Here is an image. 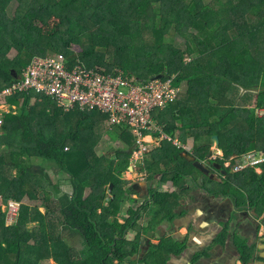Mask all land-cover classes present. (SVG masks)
Listing matches in <instances>:
<instances>
[{
  "label": "trees",
  "instance_id": "obj_1",
  "mask_svg": "<svg viewBox=\"0 0 264 264\" xmlns=\"http://www.w3.org/2000/svg\"><path fill=\"white\" fill-rule=\"evenodd\" d=\"M176 35L186 40L185 48L173 42ZM75 42L80 53L73 51ZM49 54L63 56L69 67L118 71L143 82L173 76L176 85L188 82V92L176 103L180 115L173 111L166 121L182 122L194 145L193 157L202 163L208 161L215 135L225 154L219 161L222 170L233 156L242 158L253 149L264 153V115L258 114L264 111V0H0V93L17 83L35 58ZM253 92H258L254 103ZM6 99L11 112L0 136V202H16L20 211L15 224L6 228L0 205V231L19 233L30 225L40 230L26 254L19 234L15 264H51V259L53 264H133L142 231L155 222L158 227L165 220L173 222L190 189L172 194L152 190L151 200L134 211L135 201L124 187L130 183L123 179L136 145L127 127H116L120 146L99 156L98 145L111 133L101 113H66L33 89ZM219 107L228 109L222 118L216 116ZM166 131L173 136L176 129L170 124ZM187 154L164 142L142 171L150 182L161 178L166 184L177 177L198 182L193 170L202 174ZM171 164L175 169L169 172ZM51 167L66 175L72 188L64 204L51 203ZM235 177L222 195L236 196L239 205L250 201L264 214V172L248 169ZM210 184L197 188L216 195V183ZM39 195L44 213L25 203ZM148 211L151 222L137 230ZM134 229L138 234L130 241L127 233ZM65 232L79 236V252L68 246ZM1 240L3 259L9 238Z\"/></svg>",
  "mask_w": 264,
  "mask_h": 264
},
{
  "label": "built area",
  "instance_id": "obj_2",
  "mask_svg": "<svg viewBox=\"0 0 264 264\" xmlns=\"http://www.w3.org/2000/svg\"><path fill=\"white\" fill-rule=\"evenodd\" d=\"M175 82V76L143 82L118 71L115 74L107 73L83 65L69 69L63 56L56 54L35 58L23 72L22 78L0 93V136L3 134V119L11 112L6 98L33 89L53 100L66 113L74 110L98 112L107 118L109 126L127 127L136 142L132 164L138 170L152 150L149 135L159 134L160 142L172 143L186 151L184 144L168 136L155 120L157 113L171 108L183 93L181 85ZM225 162H228L225 170L239 173L261 166L264 154L253 151L242 158L233 156ZM143 180L146 181L147 177H143ZM3 210L7 224L14 225L20 204L11 201Z\"/></svg>",
  "mask_w": 264,
  "mask_h": 264
},
{
  "label": "crops",
  "instance_id": "obj_3",
  "mask_svg": "<svg viewBox=\"0 0 264 264\" xmlns=\"http://www.w3.org/2000/svg\"><path fill=\"white\" fill-rule=\"evenodd\" d=\"M77 65H83V64H77ZM74 66H76V65H74ZM74 66H71V67L68 66V68L71 69ZM181 87L183 88V93L181 94L180 97L183 98L186 95V93L188 92V82H183L181 84ZM180 100H181V98H180ZM179 101H178V103H179ZM178 107L179 106L176 104L164 112L157 113L155 120H156V123L158 124V126L163 128L165 133L168 136H170V135L166 131L167 126L168 125L170 126V124H171L172 128L175 127L176 131H175L174 135L170 136V137L176 141L182 142L184 144V148L186 149V151L181 149V148L180 149L177 148L172 143L171 144L173 146H175L177 149L184 151V153H188L187 156L188 155L193 156L194 155V148H193L194 145L191 141H189L190 139L188 137V132H184L182 130L183 129L182 122L179 121L177 123L172 124L173 121H166L167 119L171 120V118L173 117V115H172L173 111H175L176 115H178V116L180 115V113L177 110ZM217 109L218 110L216 111V116L218 118H222L227 113L226 107H219ZM160 116H161V118H160ZM157 120H159V121L157 122ZM187 122H191V121H187ZM192 122H195V121H192ZM106 127L108 129L116 128V127L109 126V124L107 122H106ZM168 129L170 130V128H168ZM159 138H160L159 134L149 135L148 141L150 143L152 150L145 157L143 166L137 170V169H134L133 164L131 162L130 168H132V171L129 169L128 172L123 174V175H125V177L123 176V179L126 178L124 180L130 183V185H128V187L131 188L130 191H132V192H130L131 195L129 198L134 199V200H139L140 205L139 204L138 205L140 207H142L145 205V203L147 201L151 200V198H152L151 197L152 196L151 191L152 190L157 189V191H159L160 193H168V194H172L175 192L184 193V192H186L187 189L192 190V188H189V186H190V184H193V186H194L193 187V193H191L190 196L189 195L185 196L184 201L181 202L179 209L177 211L175 210V218L176 219L173 222H168L165 220V222H162L163 224L161 223L162 225H160L159 227H157L158 226L157 222H155V226L153 224H151L149 226L150 227L149 230L143 231L141 233L140 241H139L140 242L139 252L137 255L132 257L131 262L133 264H143V257L145 256L144 254H147L148 252H155V251H157L159 249H163V247H165V251H164L166 254L165 264H195V258H197L199 255L202 256L201 258L206 261V262L204 261L205 263L202 262L200 264H222L221 263L222 255H225V253L221 254L220 256L214 257L215 251L218 249H221V248H216L213 251V255H211L212 258L210 260H208V257H210V256L206 255L205 250L204 251L200 250V248H198V246H201L199 244H201L204 241V238L202 237V235H211L215 230L221 231L222 228L219 226V224H222V221H221L222 217L217 215V213L220 212L221 209L217 208V205L219 204V202L223 201L224 198H222V197H224V196L219 197L218 199H217V197H214L215 195L209 194L212 196V198L210 196H207V194H206L207 192L201 191L200 189H198L197 185L195 183V180L192 178H187L190 181V183L187 182L186 178H182V177H177L172 182H169L166 184H163L160 181L161 178H157L155 181L150 182L148 174L143 173L142 169L144 168L145 162L150 160L152 153L154 151H157L161 147L162 143H164V142H160ZM135 148H136V145L134 147V151H135ZM253 151L263 153L262 151H259L258 149H253ZM214 157H216V156H214ZM174 169H175V165L171 164L168 171L171 172ZM248 169H253L255 171H259V169H256L253 167L248 168ZM248 169H246V170H248ZM145 176L147 177L146 181L143 180V177H145ZM199 180L200 179H198V181ZM209 186L213 187L211 184H209ZM245 195L247 196V194H245ZM214 198H216V199H214ZM38 200H39V198L35 201L29 202L28 206L33 207V208H37V209H39V211H41L40 207L32 206V204L37 202ZM228 202L231 203V206L233 207L232 200H228ZM2 212L4 213L3 209H2ZM44 212H45V209L42 213H44ZM171 213L173 214V211H171ZM244 218L245 219L239 223V227L237 230H239V231H241V230H249V231L252 230V228L255 226V222H256L255 218H252L250 216H247ZM149 223H150V221L148 219L143 220V224L144 225L146 224L147 227H148ZM11 226H9L7 224L6 217H5V227L7 228V227H11ZM217 228H219V229H217ZM35 229H36V225H30L29 228L27 229V231L23 230L22 232L20 231L19 233L18 232L6 233L3 230L0 231V241H2L1 239H5L7 237L9 238V242H8L9 249L7 250L8 254L3 256V259L2 258L0 259V264H15L16 263V259H17V256H16L17 247H16V245H17V242L22 240L20 238V236L21 237L23 236L25 239V242L22 243L23 244V247H22L23 251H25V254L31 253V247L35 245V240L33 239V236H39L40 237V232H39L40 230L38 231ZM33 231H37V232H33ZM19 234H20V236H19ZM137 234H138L137 230H132L129 232L128 236H131L134 238L132 240H130L128 237L127 238L130 241H134ZM188 234L189 235L193 234L192 238H193V241H195V242L192 243L193 241L190 238V240L187 242V249L184 252H180L176 247L173 248L174 244L170 240L166 244L162 245L160 248H159V246L154 245V244H162V243H160V241H162L164 238H167V237L168 238L169 237L170 238L176 237L179 242H184L185 239L187 238ZM70 236H73V238L77 237L74 235H70ZM214 238L215 237H213V239ZM79 241L81 242L80 247L73 246L74 247L73 249L76 252H79L83 248V244H82V241L80 238H79ZM214 243H215V240L213 241L212 245H214ZM2 244H4L3 245L4 248L7 247L6 243L3 242ZM154 246H156V248ZM236 249H237L236 252L238 253L239 252L238 248H236ZM28 257L29 256H26V258H28ZM230 257L227 259V261L231 260ZM50 263L51 264L54 263L53 259L50 260ZM114 263L118 264V261H114ZM124 264H128V262H125ZM160 264H163V261ZM234 264H237L236 261L234 262ZM238 264H240L239 261H238Z\"/></svg>",
  "mask_w": 264,
  "mask_h": 264
},
{
  "label": "flooded vegetation",
  "instance_id": "obj_4",
  "mask_svg": "<svg viewBox=\"0 0 264 264\" xmlns=\"http://www.w3.org/2000/svg\"><path fill=\"white\" fill-rule=\"evenodd\" d=\"M223 158L224 157L221 156H212L211 160L204 162L206 167L211 170V175L215 177L214 180H212L211 177H205L203 175L202 179L198 181L199 183L194 179L196 185H200L204 189L206 188V186H208L206 184V179H208L209 181H214L216 183V186L213 192L216 194L215 197H217V199L223 196L222 192L227 189L226 182L228 180L232 179V183H234L237 179L235 176L246 172L245 170L239 173H233L232 171L222 170L219 161ZM226 164L227 165L225 167H228V162H226ZM263 164L256 168L259 169V171L256 172L260 175L264 172ZM235 186H237V190H235V192L238 194V185L235 184ZM205 192L210 194V191L208 192L207 190H205ZM191 193H188L189 196L191 195ZM222 198H224L223 201L219 202V204L217 205V208L221 209V211L218 212L217 215L222 217V224H219L222 229L221 231L215 230L211 235H202L204 241L199 244L201 246H198V248L203 251L205 250V254L210 256L208 257V260L212 258L211 255H213V251L216 248H221L215 251L214 257L220 256L221 254L225 253V255H222V264H234L235 261L237 264L238 261L240 262V264H264V214H259L258 208L253 207L250 201H247V205H239L236 196H233L232 198ZM261 199L264 200V195L261 197ZM228 200H232L233 207L231 206V203L228 202ZM247 216L255 218V226L250 231L237 230L239 227V223L245 219L244 217ZM227 226L229 227L227 228ZM140 227H143V224H140ZM192 235L188 234L184 242H179L177 238L173 240V238L167 237L160 241V243L162 244L154 245L159 246L160 248L162 245H164V240H170L174 245L176 243H179V246H176L179 251L182 248L184 249V247H186V250L187 242L190 240V238L193 241ZM213 237L215 238L213 239ZM214 240L215 243L214 245H212ZM194 242L195 241H193L192 243ZM156 246L154 247L156 248ZM242 246H245L244 250L242 249ZM173 248H175V246H173ZM236 248H238V253L236 252ZM201 257L202 256L199 255L197 258H195V264H200L205 261ZM229 257L231 260L227 261Z\"/></svg>",
  "mask_w": 264,
  "mask_h": 264
},
{
  "label": "rangeland",
  "instance_id": "obj_5",
  "mask_svg": "<svg viewBox=\"0 0 264 264\" xmlns=\"http://www.w3.org/2000/svg\"><path fill=\"white\" fill-rule=\"evenodd\" d=\"M170 40V38H168V41ZM173 42L179 46V47H182V48H185V42L186 40L182 37V36H179V35H176L175 38L173 39ZM73 51L75 53H80L81 52V48L79 46V44L77 42H75L73 44ZM16 56V52L13 51L10 55H9V58L12 60L14 59ZM166 78V77H164ZM210 81H208V84H209ZM211 84H213L211 82ZM264 86V77H263V84ZM252 98H253V103L256 102L257 98H258V92H253L252 94ZM228 110V109H226ZM6 111H8V109H6ZM258 114L260 115H264V111H260L258 110ZM118 135H119V132H118V128H113L111 129V133H106L103 140L101 141V143L99 144V146L97 147V153L99 154V156H108L110 155V153L112 151H114V148L115 147H119V138H118ZM253 152L252 151H249L247 152L246 154L244 155H247L249 153ZM242 155V156H244ZM216 157H219V156H216ZM47 164V163H44V160H39L38 161V164ZM48 173L50 174V179L52 181V185H54L53 187V191H54V195L51 197V203H59V204H64L65 202H67V197L71 196L72 195V188L70 186V183L67 179V176L66 175H61V174H58V170L57 168L55 167H51V169L47 170ZM195 173V178L197 179H202V175H200L197 171L193 170ZM125 177V175H123ZM126 179V178H124ZM187 179V178H186ZM187 182L190 183V181L187 179ZM192 183V182H191ZM199 183V182H198ZM206 184L209 186L210 184V181L208 179H206ZM189 185V184H188ZM128 192H132L130 191L131 188H129L127 185L124 186ZM193 184H190L189 188H192V190L188 191L189 193L193 192ZM51 190V187L50 189ZM87 196V194H86ZM132 198V197H131ZM140 199V198H139ZM131 200V199H130ZM134 204H131L132 207H133V210L134 211H138V209L140 208V201L139 200H134L132 199ZM43 197L39 195V200L35 203L32 204V206L34 207H40L41 208V211L43 212L44 211V208H43ZM9 203V202H8ZM26 205L29 204L28 201L25 202ZM97 204L95 205L97 209H100L101 207V202H96ZM139 204V205H138ZM0 205H2V209L4 206H6L7 204H3L2 202H0ZM4 211V210H3ZM150 212V213H149ZM5 213V212H4ZM124 217H127V215L124 213L123 214ZM151 218V211H148L147 214L146 213H142V219L138 221V224L136 225L137 227V230H141L143 228H147L146 225L143 224V220H146V219H149ZM150 221V220H149ZM151 222V221H150ZM140 224H143V227H140ZM155 226V225H154ZM158 227V226H157ZM229 226H227L228 228ZM135 230V229H134ZM146 231V230H145ZM40 232V231H39ZM129 232L127 233V237L132 240L134 237H131V236H128L129 235ZM143 232V231H142ZM57 233H59V231H57ZM78 236V235H77ZM64 239H66L67 241V244L70 248H74L73 246L75 247H80L81 245V242L79 241V236L78 237H74L73 236H70L68 233H63V236H62ZM176 237L173 238V240H175ZM179 243H176L174 246H179L178 245ZM165 247H163V249H159L155 252H148L147 254H144L145 256L143 257V264H160L162 261H163V264H165V257H166V254H165Z\"/></svg>",
  "mask_w": 264,
  "mask_h": 264
},
{
  "label": "water",
  "instance_id": "obj_6",
  "mask_svg": "<svg viewBox=\"0 0 264 264\" xmlns=\"http://www.w3.org/2000/svg\"><path fill=\"white\" fill-rule=\"evenodd\" d=\"M212 156H221L224 157V151L221 149V140L220 137L218 135H215L213 137V147L211 149V153L210 155L207 157V160H211ZM187 161L189 163L194 164L195 168L205 177H211L212 180L215 179V177L213 175H211V170H209L205 163H202L200 161H198L196 158H194L191 155L186 156ZM220 169V168H218ZM130 170L132 171V168H130ZM207 196H210L212 198L211 195H209L208 193H206ZM215 197V196H214ZM216 199V198H214Z\"/></svg>",
  "mask_w": 264,
  "mask_h": 264
}]
</instances>
